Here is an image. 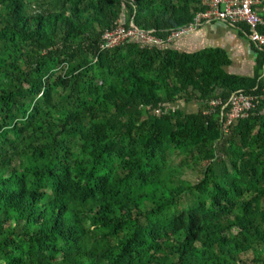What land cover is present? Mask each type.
<instances>
[{"label": "trees", "instance_id": "obj_1", "mask_svg": "<svg viewBox=\"0 0 264 264\" xmlns=\"http://www.w3.org/2000/svg\"><path fill=\"white\" fill-rule=\"evenodd\" d=\"M198 9L0 0V264H264V98L228 138L200 111L146 110L264 81L231 78L219 48L100 50L120 18L166 39ZM174 153L205 163L203 180L168 169Z\"/></svg>", "mask_w": 264, "mask_h": 264}, {"label": "built area", "instance_id": "obj_2", "mask_svg": "<svg viewBox=\"0 0 264 264\" xmlns=\"http://www.w3.org/2000/svg\"><path fill=\"white\" fill-rule=\"evenodd\" d=\"M255 3L257 0H199L200 9L192 21L172 29L166 39L151 30L139 28L133 21L127 26L120 18L115 27L103 33L100 50L111 49L127 41L137 42L142 47L165 46L171 37L183 35L203 23L231 26L240 22L249 27L248 39L258 48H264V32L260 30L264 26V16L254 9ZM260 98L263 95L237 89L226 99L211 98L200 112L204 117L215 118L221 137L228 138L239 121L252 115ZM173 107L172 104H161L158 107L147 106L146 110L159 117L174 111Z\"/></svg>", "mask_w": 264, "mask_h": 264}, {"label": "crops", "instance_id": "obj_3", "mask_svg": "<svg viewBox=\"0 0 264 264\" xmlns=\"http://www.w3.org/2000/svg\"><path fill=\"white\" fill-rule=\"evenodd\" d=\"M254 9H256L261 16H264V0H257ZM260 30L264 32V26L261 27ZM248 32L249 27L242 22L231 26L203 23L183 35L171 37L164 47L184 53H193L207 48L222 49L230 59V64L226 66L225 70L231 78H251L258 75V81H264V64L257 70V59L259 58L258 50L263 48H258L248 39ZM262 95L264 98V93L259 96ZM208 101L200 104L194 101L179 99L172 103V106H174V111L179 110L187 114H195L204 110ZM257 117L264 119V107L261 109L260 113H258ZM234 128L232 129V133Z\"/></svg>", "mask_w": 264, "mask_h": 264}, {"label": "rangeland", "instance_id": "obj_4", "mask_svg": "<svg viewBox=\"0 0 264 264\" xmlns=\"http://www.w3.org/2000/svg\"><path fill=\"white\" fill-rule=\"evenodd\" d=\"M263 121L264 119L259 120V122L261 123ZM129 126H131V123H129ZM259 130H260V124H258L255 131L258 132ZM219 140H222V138ZM221 145L222 143L218 145V147L216 148V151L219 154H224L225 148ZM167 165H168L167 167L168 169L176 171L177 176H179L180 178H182L183 180L189 183L193 184V183H197L203 180V172H204L205 163H192V161L186 160L185 155L174 153L169 157L167 161ZM190 203H191V200L185 197L180 202V208H184ZM243 258H247V257H243Z\"/></svg>", "mask_w": 264, "mask_h": 264}]
</instances>
